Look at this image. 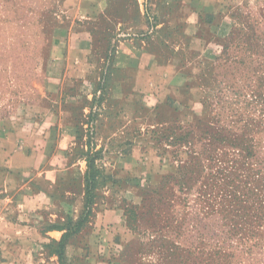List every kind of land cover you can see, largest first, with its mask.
<instances>
[{
    "label": "rangeland",
    "instance_id": "1",
    "mask_svg": "<svg viewBox=\"0 0 264 264\" xmlns=\"http://www.w3.org/2000/svg\"><path fill=\"white\" fill-rule=\"evenodd\" d=\"M160 1L0 0V264H264V0ZM105 2L147 29L105 32ZM118 35L153 61L114 63Z\"/></svg>",
    "mask_w": 264,
    "mask_h": 264
},
{
    "label": "crops",
    "instance_id": "2",
    "mask_svg": "<svg viewBox=\"0 0 264 264\" xmlns=\"http://www.w3.org/2000/svg\"><path fill=\"white\" fill-rule=\"evenodd\" d=\"M113 2L106 3L105 6H102L99 8V12L95 13V9L91 8L90 14L97 17L100 19L99 25L102 26V30L107 32L108 30H111L112 33H117L119 30L123 29V27H126L130 31H138V30H143L147 29V24L144 22L143 18V13L142 9L140 10H134L135 13L133 14V17L127 18L124 14L121 13H114L112 10L114 7H111ZM165 4L164 0L160 1V5L163 6ZM139 9V8H138ZM129 20V21H127ZM138 24V25H137ZM107 25L108 28L105 26ZM76 28L70 29L72 33L67 39V48L68 50L77 52V53H82L84 55V58L88 57L89 60L97 61L99 59H96L97 53L94 50V45L92 44V36L87 32L88 29L83 26H75ZM166 28V25L163 23L159 24V30ZM74 29V30H73ZM87 32V33H86ZM109 32V31H108ZM160 39H162V36H159ZM122 35H118L119 40L116 44L114 43L115 47V55L113 58L114 63H120V64H125V66H129V64H134L138 63L139 57H143L144 63H149L153 61L152 59L154 58L153 55H151L149 52L144 51L143 49L140 50H133L132 48H129L128 44L126 41L122 40ZM116 39H114L115 41ZM116 40V41H117ZM66 41V40H65ZM107 46L112 45V38H109L106 43ZM145 52V53H144ZM140 55V56H139ZM68 56V54H67ZM130 56V57H128ZM132 66V65H131ZM136 69L138 70H143L140 68L139 65L135 66ZM147 68V67H146ZM62 123L59 122V124ZM58 138H63L68 139L70 143L78 141L77 136L75 135V131L69 134L62 133L58 135ZM58 151H55V155H53L51 158L54 160V162H50V170H48L49 173L60 175L61 173H66L68 178H61V184L67 189H73L76 190V194H72L71 199L72 203L71 209L73 213V220L74 222L78 220L79 218V206L77 207L78 201L82 199V194L81 192L83 191V176L85 175V162L83 160V150H74L72 152H69L66 154L67 157L62 156V150L63 148L61 147L60 144H58ZM64 151V150H63ZM44 155H48L44 153ZM41 157H43V153H41ZM35 159H37V155L34 156ZM66 158L67 160H65ZM49 159V158H47ZM59 159V161H57ZM64 159V160H63ZM48 160H46L47 163ZM68 185H73V186H68ZM65 189V190H66ZM67 191V190H66ZM69 192V191H68ZM21 196V195H20ZM23 198V197H21ZM19 201V200H18ZM76 214V215H75ZM49 228V227H47ZM52 231H48L46 233V237L49 238H58L60 237V230H55L52 228ZM83 230V229H82ZM70 247H73L71 240L68 242L66 245V250ZM72 263V259L70 260Z\"/></svg>",
    "mask_w": 264,
    "mask_h": 264
}]
</instances>
